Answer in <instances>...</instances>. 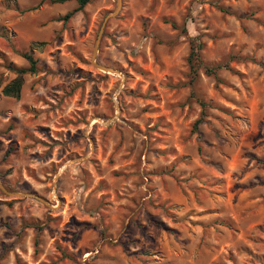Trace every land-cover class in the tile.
<instances>
[{"label":"rangeland","instance_id":"rangeland-1","mask_svg":"<svg viewBox=\"0 0 264 264\" xmlns=\"http://www.w3.org/2000/svg\"><path fill=\"white\" fill-rule=\"evenodd\" d=\"M76 7L0 0V264H264V0Z\"/></svg>","mask_w":264,"mask_h":264},{"label":"trees","instance_id":"trees-1","mask_svg":"<svg viewBox=\"0 0 264 264\" xmlns=\"http://www.w3.org/2000/svg\"><path fill=\"white\" fill-rule=\"evenodd\" d=\"M51 3H63L66 0H48ZM77 3V7L69 12L64 16V19L70 18L76 11L81 10L87 3H89L91 0H75ZM173 26H175L174 23H172ZM25 59L28 61V66L27 67H21V66H15L11 64L9 68L15 73V77L5 84L2 87V93L6 96H11V97H19L20 91L23 87L24 84V76L27 73H35L38 69L37 67V61L36 59L33 58L31 53H24ZM189 65L190 68L193 70V73L195 72V61H197V65L202 66L204 71L207 74L212 73L214 70V67H210L209 65H205L203 60L200 58V55L197 51H195L194 47H191V51L189 53ZM206 102L202 101L201 106H205Z\"/></svg>","mask_w":264,"mask_h":264},{"label":"water","instance_id":"water-1","mask_svg":"<svg viewBox=\"0 0 264 264\" xmlns=\"http://www.w3.org/2000/svg\"><path fill=\"white\" fill-rule=\"evenodd\" d=\"M120 5H121V0H117V7H116V9H115L110 15H108V16L106 17V19H108L109 17H112V16L116 15V13L118 12V10H119V8H120ZM106 19H105V20H106ZM96 47H97V42H96V45H95V49H94V53H93V57H94V55H95ZM98 67L101 68V69H103V70H110L109 68H106V67L101 66V65H98Z\"/></svg>","mask_w":264,"mask_h":264}]
</instances>
